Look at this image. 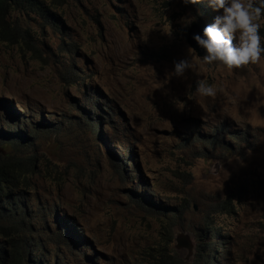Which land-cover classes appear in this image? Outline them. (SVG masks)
I'll use <instances>...</instances> for the list:
<instances>
[{"label":"rangeland","instance_id":"obj_1","mask_svg":"<svg viewBox=\"0 0 264 264\" xmlns=\"http://www.w3.org/2000/svg\"><path fill=\"white\" fill-rule=\"evenodd\" d=\"M44 10L13 13L25 40L0 42V115L50 124L24 151L59 264H264V0Z\"/></svg>","mask_w":264,"mask_h":264},{"label":"trees","instance_id":"obj_2","mask_svg":"<svg viewBox=\"0 0 264 264\" xmlns=\"http://www.w3.org/2000/svg\"><path fill=\"white\" fill-rule=\"evenodd\" d=\"M67 1L49 0L46 4L37 0H0V42L19 43L20 40H25L18 22L12 19L13 13L43 12L44 9L52 11L66 4ZM1 101L0 103H9ZM17 104L22 105L19 102ZM12 108L17 112L15 106ZM23 108L26 110L25 107ZM2 114L0 115V264H59L58 257L47 247V240H52L49 228L41 223L43 220L41 214L49 217L50 213L45 208L35 209L31 204L34 177L39 172V159L31 154L30 150L24 151L25 148L34 146L32 138H36L37 130L45 128L49 131L50 124L30 121L31 126L25 122L15 126L8 120L7 114L3 112ZM94 123L102 129L100 122ZM5 143H11V151L7 152ZM122 166H124L123 161ZM230 208L232 209L231 205ZM82 242L83 238L76 240V243ZM172 254V252L171 254L163 252L154 256L156 264H175L177 257Z\"/></svg>","mask_w":264,"mask_h":264},{"label":"water","instance_id":"obj_3","mask_svg":"<svg viewBox=\"0 0 264 264\" xmlns=\"http://www.w3.org/2000/svg\"><path fill=\"white\" fill-rule=\"evenodd\" d=\"M187 43L195 51L198 57L204 58L209 52V36L206 29L198 22H193L187 31ZM176 251L186 250L185 260L192 259L195 255V245L191 236L179 234L176 237Z\"/></svg>","mask_w":264,"mask_h":264}]
</instances>
